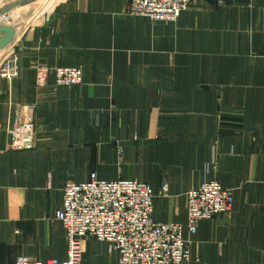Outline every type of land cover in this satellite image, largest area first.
Wrapping results in <instances>:
<instances>
[{
	"label": "crops",
	"instance_id": "crops-1",
	"mask_svg": "<svg viewBox=\"0 0 264 264\" xmlns=\"http://www.w3.org/2000/svg\"><path fill=\"white\" fill-rule=\"evenodd\" d=\"M31 1L43 21L0 78V264L65 262L63 187L92 177L149 184L154 221L183 225L190 264H264V0H196L170 23L130 0ZM57 68L82 84L58 85ZM17 120L33 149H10ZM213 181L233 209L190 235L188 195ZM81 264L118 256L86 238Z\"/></svg>",
	"mask_w": 264,
	"mask_h": 264
},
{
	"label": "built area",
	"instance_id": "built-area-1",
	"mask_svg": "<svg viewBox=\"0 0 264 264\" xmlns=\"http://www.w3.org/2000/svg\"><path fill=\"white\" fill-rule=\"evenodd\" d=\"M196 0H130L129 12L147 15L154 21L175 22ZM14 73L10 63L4 77ZM56 82L77 86L83 81L80 69H55ZM11 150L35 147V129L17 120L8 130ZM168 185H164L166 190ZM188 233L194 235L201 221L229 214L235 202L232 191L218 182H204L189 195ZM154 192L147 183L130 180L101 181L92 177L84 183L67 182L62 208L56 214L66 230L68 259L40 261L21 255L15 264H81L82 241L96 239L108 244L118 264H190V240L179 223L153 219Z\"/></svg>",
	"mask_w": 264,
	"mask_h": 264
},
{
	"label": "rangeland",
	"instance_id": "rangeland-1",
	"mask_svg": "<svg viewBox=\"0 0 264 264\" xmlns=\"http://www.w3.org/2000/svg\"><path fill=\"white\" fill-rule=\"evenodd\" d=\"M37 4L39 1L33 3L24 0H0V10H5L0 17V78H4L9 63L13 67L12 56L15 54V44L29 32L31 27L42 23L41 15L32 14ZM6 28L11 31L5 30Z\"/></svg>",
	"mask_w": 264,
	"mask_h": 264
},
{
	"label": "water",
	"instance_id": "water-1",
	"mask_svg": "<svg viewBox=\"0 0 264 264\" xmlns=\"http://www.w3.org/2000/svg\"><path fill=\"white\" fill-rule=\"evenodd\" d=\"M24 1H31V0H24ZM4 12H5V10H0V17L3 15ZM5 30L11 31V29H8V28H6Z\"/></svg>",
	"mask_w": 264,
	"mask_h": 264
}]
</instances>
